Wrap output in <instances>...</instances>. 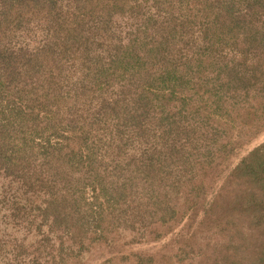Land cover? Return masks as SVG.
<instances>
[{
	"label": "trees",
	"instance_id": "16d2710c",
	"mask_svg": "<svg viewBox=\"0 0 264 264\" xmlns=\"http://www.w3.org/2000/svg\"><path fill=\"white\" fill-rule=\"evenodd\" d=\"M263 132L264 0H0V264L74 220L264 264Z\"/></svg>",
	"mask_w": 264,
	"mask_h": 264
},
{
	"label": "rangeland",
	"instance_id": "374dc122",
	"mask_svg": "<svg viewBox=\"0 0 264 264\" xmlns=\"http://www.w3.org/2000/svg\"><path fill=\"white\" fill-rule=\"evenodd\" d=\"M263 143L264 132L239 153L235 163L241 156ZM86 197L87 200H91L89 191H87ZM73 222L74 227H71L70 235L55 238L59 230H54L56 235L46 234L49 237L35 238L36 244L33 247H28L26 253L19 258L18 264H30L33 257H36L37 264H138V256L152 257L150 262L145 259L142 264H188L194 256L195 261L199 259L198 250L193 254L186 255L182 250V245L171 235L157 241L140 240L131 243L130 240L118 235L108 237V235L102 234V236L93 224H81L75 220ZM229 228L233 229L231 225ZM18 231L19 234H22L21 230ZM176 232L178 229L175 230ZM73 233L75 234L72 235ZM252 236L253 239L258 237L259 243L264 242V238L259 232L256 231ZM217 238L221 239V237ZM240 239L238 237V241ZM50 252L51 254L48 255ZM217 255L215 254V256Z\"/></svg>",
	"mask_w": 264,
	"mask_h": 264
}]
</instances>
